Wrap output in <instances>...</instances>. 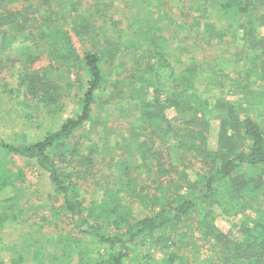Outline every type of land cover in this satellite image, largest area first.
Masks as SVG:
<instances>
[{
    "label": "trees",
    "instance_id": "16d2710c",
    "mask_svg": "<svg viewBox=\"0 0 264 264\" xmlns=\"http://www.w3.org/2000/svg\"><path fill=\"white\" fill-rule=\"evenodd\" d=\"M4 2L0 0V51L13 42L28 44L21 47L27 60L18 61L19 88L8 89L10 94L20 91L21 103L33 101V106L61 115L65 108L51 68L68 71L79 64L89 79L78 109L57 129L30 143L0 138V264H6L4 249L11 251L9 264H24L35 249L48 255L43 244L51 243L30 221V206L19 201L23 191L16 182L22 186L23 173L8 167L10 155L42 171L52 208L58 204L56 214L62 211L74 231L71 239L110 250L106 257L94 258L87 246L76 264H264V121L249 113L264 108V89H246L247 101L218 95L214 76L228 59L220 61L212 53L223 35L218 30L230 26L234 43L255 55L250 70L264 81V64L259 63L264 34L258 30L264 27V0H123V17L114 19L107 13L111 4L103 3V12L92 21L79 13L82 22L64 17L73 0H27L24 5L12 0V5L5 3L8 8ZM70 29L83 38L92 36L89 30H99L108 44L121 41L116 50L87 49L79 55ZM40 54L52 60V67L30 66ZM115 57L123 68L120 94L126 104L123 114L132 112L130 126L115 138L117 148L93 137L73 142L77 133L93 135L94 104L108 80L106 63ZM239 84L234 80V86ZM212 121L217 122L215 142L209 141ZM149 132L165 148L160 160L152 151L146 159L134 152ZM118 148V171L110 173L118 177L106 185L101 209L99 204L91 209L76 193L80 172L75 160L84 167L81 172L91 175L104 154L115 155ZM64 163L72 170H63ZM150 178L152 190L145 183ZM7 190L13 194H4ZM221 213L233 218L234 232L222 229ZM71 244L64 246L71 249ZM69 262L64 255L61 264Z\"/></svg>",
    "mask_w": 264,
    "mask_h": 264
},
{
    "label": "rangeland",
    "instance_id": "374dc122",
    "mask_svg": "<svg viewBox=\"0 0 264 264\" xmlns=\"http://www.w3.org/2000/svg\"><path fill=\"white\" fill-rule=\"evenodd\" d=\"M9 1L12 0H6L4 4L2 3L3 6L8 8L5 3ZM24 2L27 4V0H22L21 4L24 5ZM103 3L112 5L107 7V13L114 19L123 17V14L126 15V12L123 11V0H73V4L70 5V14H67L64 17L66 20L72 19L74 21L78 20L79 22L82 19L77 18V15L79 13L82 14L83 12L84 17L88 18L89 21H92V19L97 18L98 13L103 12L99 11L102 9L100 7L103 6ZM12 4L13 3L11 2L10 5ZM127 4H129V2H127ZM148 11L146 9V12ZM220 22H222V20ZM229 24L231 25V23ZM224 28L226 27L218 30V32L223 31V35L220 39H216V43L213 46H218L216 48L217 50H212L213 54H219L218 58L220 61H223L222 58L228 59L221 62V66H219L220 70L218 73L216 72V75L214 76V82L219 84V86H217V93L218 95L220 93H222L221 95H227L230 99L236 98L240 101H247L250 96H248L246 89H264V81H259L258 74L255 75L254 70H250L253 66L252 63H254L253 57L255 55L253 52L250 49L243 51L242 47L240 48L239 45L234 43V33L229 29L230 26L226 29ZM258 30L260 34H264V27H261ZM89 31V35L92 36L83 38V33L82 35H76V33L70 29L73 47L79 55L87 49L103 53L105 48H110L112 50L118 48L121 38H116L108 44L103 41L102 33L99 30L91 29ZM23 45L25 47L28 44L23 42L16 44V42H13L0 51V138L15 143H30L34 140L40 139L46 131L57 129L67 116L74 113V109H78L77 100L82 95V92L86 87V82L89 79L79 64L74 68H71V70H68L69 72L66 70L59 71V69H56L49 64L52 62L50 58L45 54H40L38 59L32 65H28L33 68L50 66L52 67L51 69H54L51 78L59 86L60 95L58 96L61 104H63L62 109L65 108V110L61 115L59 114L60 111L53 114L43 108L44 106H40L39 104H37L38 106H33V101L27 100L25 101V104L21 103V101H23L22 93L18 91V95L14 93L10 94L8 89L16 90L18 87L16 75L18 74L17 71L21 65L18 61L19 59L22 61L27 60L26 55H21V47H23ZM33 53L34 55L37 54L36 49ZM260 59L259 63L261 65L264 64V56L260 57ZM121 65V59L118 57L113 58L111 63H106L108 80H106V83L98 94L93 111L95 122L93 125H90V130L94 136L89 133H84L86 136L82 135V132L80 134L77 133L75 139L72 140L73 142H91V137H93V139L98 141L99 144H103V142L106 144L108 141L116 147L115 138H119V133H123V131H126L129 128L131 118L130 113L132 112L126 111L128 115L123 114L125 112L123 111V108L126 107V104L123 105V97H121L122 95L120 94V89L123 90V87H121L123 79L120 77V75L123 76V68ZM234 80L239 81L240 84L234 86ZM256 82H260L262 85H256ZM242 83L243 85H246V88L243 87ZM249 83H251V87L248 85ZM149 91L154 92V88L152 87ZM206 91L208 92V89H206ZM251 109V112H249L251 115H257L262 118V121H264V108L260 110L258 107H253ZM261 111L263 112L260 113ZM104 115L109 116L108 120ZM216 131L217 122L212 121L209 134L210 142H215ZM99 132H104V135L102 134V137H100L99 134L97 135ZM140 140L141 142L139 143L138 150L135 148L134 151L135 153L138 151L140 159H146L147 155L149 157L151 151L158 160L161 159L160 153L164 151L165 148L161 147L160 139L155 132L147 133L144 137L142 136ZM120 150L121 149L118 148V150L115 151V155L112 156H110V154H104V159L97 162L93 169H90V171H93L91 175L81 172L84 167L79 168V164L75 160L74 166L76 168V173L78 171L80 172L77 177L79 184L78 188H76V193L84 199L85 204L90 206L91 209L92 206H97L98 204V210L102 207L100 199L105 195L104 192L106 185L113 178L110 173L115 174L118 171L117 162L120 161L121 158L117 156V153H120ZM0 156L2 155L0 154ZM95 157L99 159V157ZM150 160L154 159L150 158ZM7 164L12 170H22V186L19 185V182H16L17 188H20V190L23 191L19 194V201L27 203L28 206H30L28 209L30 221L37 222L38 225H35V228H39L41 236L45 237L44 235H46L48 240H51L50 244H43L48 247H46L47 249L45 250L46 253H49L48 255H45L43 250L35 249L34 253H32V258L25 261L24 264H61V259L63 260L64 255L70 257L69 264H76L78 254H84V250L87 246L89 250L88 253L94 258L107 256L110 250L102 245L97 246L95 243L89 241L82 243L81 241L79 242L78 240H75V238L71 239V237H74V231L64 217L61 216L62 211H60L61 214H56L58 204H55V208H52L51 201H49L51 196H49V193L46 190V178L40 169H37L36 166H33L32 164H28L26 160L21 157L12 155L7 157ZM61 166L63 167V170H72L73 168L72 165H69L68 163H64V166L61 164ZM82 175H84L85 178H82ZM116 177H118V175H116L115 178ZM151 180L152 178L148 179L145 183L149 186L148 188L152 190L153 186L151 182H149ZM4 194L11 195L13 194V191L7 190ZM219 218V223L222 229L227 231L231 229V231L234 232V229H232L233 218L230 219L229 216H226L223 213H221V217ZM12 225L14 224L9 225V231L14 229L15 226ZM24 226L27 227V224H24ZM69 235L71 237H69ZM58 243L60 245L59 247L57 245ZM69 243H72L71 249L70 247L64 246L69 245ZM76 243L78 246L75 248L73 244ZM80 246L81 248H78ZM55 247H58L59 249ZM58 254L60 256H58ZM201 254H205L204 248H201ZM2 255L6 264H9L11 251L4 249L2 250Z\"/></svg>",
    "mask_w": 264,
    "mask_h": 264
}]
</instances>
